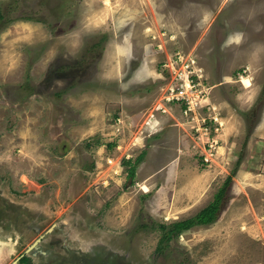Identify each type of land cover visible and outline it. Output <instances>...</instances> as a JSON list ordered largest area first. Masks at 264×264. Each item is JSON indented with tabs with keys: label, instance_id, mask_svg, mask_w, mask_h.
I'll list each match as a JSON object with an SVG mask.
<instances>
[{
	"label": "rangeland",
	"instance_id": "1",
	"mask_svg": "<svg viewBox=\"0 0 264 264\" xmlns=\"http://www.w3.org/2000/svg\"><path fill=\"white\" fill-rule=\"evenodd\" d=\"M188 64L202 94L185 114L164 97ZM123 116L131 132L113 127ZM263 136L264 0H0V199L64 224L76 264L103 263L100 249L126 264H264ZM229 175L220 218L158 253L159 225L198 213Z\"/></svg>",
	"mask_w": 264,
	"mask_h": 264
},
{
	"label": "flooded vegetation",
	"instance_id": "2",
	"mask_svg": "<svg viewBox=\"0 0 264 264\" xmlns=\"http://www.w3.org/2000/svg\"><path fill=\"white\" fill-rule=\"evenodd\" d=\"M0 201L2 202L0 203V231L5 236L9 234V239L15 246L14 250L8 251L9 253L0 259V264H76V259L82 257L81 248L64 244L66 240L64 241L62 234L68 237L64 224L59 227L51 223L47 227L46 218L38 217L40 213H30L28 208H23L11 199H0ZM54 233H57V236L53 238ZM34 234L38 236L28 244L27 241ZM60 244L61 247L58 248ZM108 251L109 257L105 254L107 253L105 250L104 253L102 249L97 252V256L106 257L101 264H126L121 253L115 250ZM2 254L3 250L0 251V257ZM83 264L95 263L83 261Z\"/></svg>",
	"mask_w": 264,
	"mask_h": 264
},
{
	"label": "built area",
	"instance_id": "3",
	"mask_svg": "<svg viewBox=\"0 0 264 264\" xmlns=\"http://www.w3.org/2000/svg\"><path fill=\"white\" fill-rule=\"evenodd\" d=\"M195 68L190 67V64L184 66V68H173V72L175 74L174 77V83L173 85L169 86V88L166 91L165 94V101L169 104L174 103L181 106L182 110L185 114L193 113L195 112L196 106L199 105L201 102L200 97L202 94V90L199 86L198 74L196 73ZM200 89V90H199ZM162 112H165V109H160ZM153 114H151L146 122V126L151 124V118H155ZM208 117H200L199 119V127L195 128V131L200 134V137L204 138V142L208 143V149L205 152L204 160L209 161L210 157L213 155L212 150L218 146L219 139L218 137L214 136L211 130V125L208 124L210 121L207 119ZM115 129L124 131H132V122L129 121L127 117H116L115 120ZM211 122L213 124H220V121L216 118L211 116L210 117ZM216 130H218V127H216ZM120 148V146H118ZM115 161L114 158H108L107 163L113 164ZM115 172H118V170H115Z\"/></svg>",
	"mask_w": 264,
	"mask_h": 264
},
{
	"label": "trees",
	"instance_id": "4",
	"mask_svg": "<svg viewBox=\"0 0 264 264\" xmlns=\"http://www.w3.org/2000/svg\"><path fill=\"white\" fill-rule=\"evenodd\" d=\"M248 138V137H247ZM247 140V139H246ZM145 152H143L137 159L136 163L140 162L144 157ZM240 163V161L238 162ZM239 167V164H237ZM136 168L135 166H130L128 175L130 178L135 176ZM237 169L234 170L236 174ZM233 182V176L229 175L224 181L222 187L215 194L214 199L206 207L201 209L195 215L182 219L173 221L171 223H162L159 225L162 231V238L158 242L157 252L164 254L167 245L171 240L178 238L184 232L192 229L199 225H208L216 222L223 212L224 207L229 201V189Z\"/></svg>",
	"mask_w": 264,
	"mask_h": 264
},
{
	"label": "crops",
	"instance_id": "5",
	"mask_svg": "<svg viewBox=\"0 0 264 264\" xmlns=\"http://www.w3.org/2000/svg\"><path fill=\"white\" fill-rule=\"evenodd\" d=\"M81 98H82V101H83L82 104L84 103V105H86L87 103H89L92 100V95L91 94L89 95V94L84 93ZM91 110H92V107L90 106V108H89L88 111H91ZM263 138H264V136H263Z\"/></svg>",
	"mask_w": 264,
	"mask_h": 264
}]
</instances>
